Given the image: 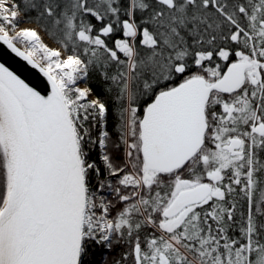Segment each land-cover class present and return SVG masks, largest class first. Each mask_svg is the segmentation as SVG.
<instances>
[{
    "label": "snow or ice",
    "instance_id": "6c2138e0",
    "mask_svg": "<svg viewBox=\"0 0 264 264\" xmlns=\"http://www.w3.org/2000/svg\"><path fill=\"white\" fill-rule=\"evenodd\" d=\"M0 42L45 78L0 62V264H264V0H0Z\"/></svg>",
    "mask_w": 264,
    "mask_h": 264
},
{
    "label": "water",
    "instance_id": "95a60500",
    "mask_svg": "<svg viewBox=\"0 0 264 264\" xmlns=\"http://www.w3.org/2000/svg\"><path fill=\"white\" fill-rule=\"evenodd\" d=\"M0 48L4 50L2 57H0V62L6 63V66L11 67L22 78L26 79V82H31L35 86L37 82L45 79L38 72L31 69V66L27 65L26 62L22 61L19 57H15V54L11 53L2 42H0Z\"/></svg>",
    "mask_w": 264,
    "mask_h": 264
},
{
    "label": "bare ground",
    "instance_id": "6f19581e",
    "mask_svg": "<svg viewBox=\"0 0 264 264\" xmlns=\"http://www.w3.org/2000/svg\"><path fill=\"white\" fill-rule=\"evenodd\" d=\"M24 27H33L31 24H25ZM46 42L51 43L46 37L44 38Z\"/></svg>",
    "mask_w": 264,
    "mask_h": 264
},
{
    "label": "rangeland",
    "instance_id": "374dc122",
    "mask_svg": "<svg viewBox=\"0 0 264 264\" xmlns=\"http://www.w3.org/2000/svg\"><path fill=\"white\" fill-rule=\"evenodd\" d=\"M31 25H33V27H35L36 25H34V24H31ZM23 26V25H22ZM42 35H44V33H42ZM47 38L48 40H49V38H48V36L47 35H44V38ZM50 41V40H49ZM51 42V41H50Z\"/></svg>",
    "mask_w": 264,
    "mask_h": 264
},
{
    "label": "trees",
    "instance_id": "16d2710c",
    "mask_svg": "<svg viewBox=\"0 0 264 264\" xmlns=\"http://www.w3.org/2000/svg\"><path fill=\"white\" fill-rule=\"evenodd\" d=\"M95 79H96V80H98V79H99V77L97 76Z\"/></svg>",
    "mask_w": 264,
    "mask_h": 264
}]
</instances>
